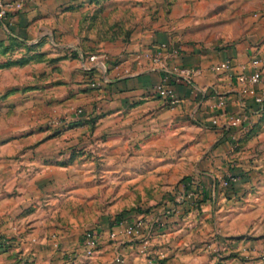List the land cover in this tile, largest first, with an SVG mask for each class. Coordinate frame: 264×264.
Segmentation results:
<instances>
[{
	"label": "crops",
	"instance_id": "0c3cea01",
	"mask_svg": "<svg viewBox=\"0 0 264 264\" xmlns=\"http://www.w3.org/2000/svg\"><path fill=\"white\" fill-rule=\"evenodd\" d=\"M76 1L23 0L21 10L14 11L6 23L0 22V74L26 72L32 78L33 67L43 63L32 61L20 65L15 60L21 55H11L5 45L13 40L28 46L53 41L55 14ZM178 8V4L174 6V14ZM182 10L183 16L176 20L175 28L157 37L152 46L140 43L119 49L108 46V56H122L118 65L112 64L114 59L90 62L80 52V59H62L58 66L68 65L71 69L90 66L85 75L103 83V94H108L99 103L107 119H121L130 112L138 115L142 123L144 119L152 120L154 114H161L181 128H186L180 124L190 119L197 124L193 127L208 138L209 154L202 157L201 170L196 174L198 180H185L178 191L184 195L192 192V197L185 196L167 225L152 234L151 251L166 256L159 264H217L218 257L226 255L231 264L264 263L261 259L264 180H260L264 177V107L253 95L242 96L237 79L242 73L260 71L262 81L254 88L258 95H264V0H198L196 3L185 0ZM163 43L168 48L161 49ZM146 51L161 52V63L148 60L144 56ZM48 52L57 57L60 51ZM225 64L230 69L214 70L215 66ZM184 68L198 69L199 73L187 80L178 74ZM76 71L79 70H73ZM122 71L126 73L120 74ZM19 79L12 76L0 84L1 91L10 89V95L4 100L0 98V105H7L0 107V170H7L6 174L0 173V236L6 234L10 250L19 244L25 254L38 255L35 261L39 263L42 250L48 248L47 241L54 247L58 245L52 236L59 230L48 226L51 215L46 214L44 207L46 180H60V169L71 165L62 161L66 150L80 154L84 147L80 142L86 138L82 133L85 125L80 122L83 118H75L78 124L72 130L48 134L40 116V107L43 105L42 112L46 109L45 93L41 91L46 86L32 92L18 86L24 84ZM164 79L174 90L172 100L156 94L157 84ZM13 88L16 91H11ZM79 94L84 98L94 96L86 92ZM36 105L38 114L32 112V106ZM235 116H242L243 123L236 124ZM215 118L217 124L213 123ZM68 136L73 138L74 145L64 147L62 140ZM233 144L245 145L241 150L246 149L235 154L239 162L230 164ZM227 170L229 175L247 180H236L225 189L220 177ZM195 201L200 203L199 209L192 205ZM16 234L25 238L16 241ZM31 237L36 242H31ZM131 242L124 250L126 264H149L138 253L142 242L137 239ZM60 257V264H73L71 257L70 260L69 256ZM107 261L106 256L100 258L101 264Z\"/></svg>",
	"mask_w": 264,
	"mask_h": 264
},
{
	"label": "rangeland",
	"instance_id": "374dc122",
	"mask_svg": "<svg viewBox=\"0 0 264 264\" xmlns=\"http://www.w3.org/2000/svg\"><path fill=\"white\" fill-rule=\"evenodd\" d=\"M183 1L77 0L55 14L53 41L28 46L13 40L5 45L11 55H21L15 61L25 60L20 65L32 61L43 64L33 67L32 78L27 77L26 72L0 74V84L13 76L17 80L21 77L24 82L18 86L32 92H38L39 86H46L41 90L45 93L46 109L42 112L43 105L40 107V116L48 134L72 130L78 124L75 118H83L80 122L85 125L82 133L86 138L80 142L84 147L79 155L66 153L67 150L63 154V163L71 165L60 169V180H46L44 207L46 214L51 215L48 226L59 230L56 232L55 229L52 236L58 247L47 241L45 246L48 248L42 250V260L37 263L38 255L25 254V249L19 244L10 250L6 234H2L0 264H60L61 255L69 256V260L71 257L73 264H101L100 258L104 256L108 258L106 264H126L124 250L134 239L109 237L118 221L133 222L139 215H146L152 221L153 233L156 234L176 213L174 209L185 198L183 193L178 194L181 184L185 180H198L196 174L201 170L202 157L209 154L210 145L205 133L193 127L197 125L193 120L182 122L180 125L186 128H181L161 114H154L150 118L152 120L144 119L142 123L138 115L130 112L121 119H107V114L99 106L108 97V94H103L104 84L95 81L92 75L87 77L84 72L89 70L83 67L71 69L68 65L60 67L58 63L62 59H80L79 53L82 52L84 59L95 54L98 61L114 59L112 64L118 65L122 56H108V46L112 49L132 47L136 43L152 46L157 37L172 31L176 20L182 18ZM177 4L179 8L174 14ZM54 49L60 51L57 57L49 55L48 51ZM9 91L0 90V98L4 100L10 95ZM11 91H16V88ZM85 92L93 94V98L79 96ZM156 94L160 95L157 91ZM37 109V105L32 106V112L37 113ZM72 140L69 136L63 138L62 145H74ZM243 147L245 145L233 144L232 153L229 152V156L232 155L230 164L240 161L235 154L245 151L246 148L241 150ZM1 172L6 174L7 170L4 168ZM225 172L220 180L234 176L228 174L229 170ZM234 177L247 180L243 176L240 179L237 175ZM232 184L223 188H230ZM192 205L195 209L200 208L197 201ZM59 225L63 226L60 228ZM89 230L97 231L101 236L100 247L93 257L85 255L82 245ZM15 236L16 241L25 238L21 234ZM29 240L36 242L33 237ZM137 240L141 241V238ZM165 257L164 253H156L155 263H161ZM261 259L264 262V253ZM145 260L148 262L147 258ZM228 260V255L218 257L217 264H231Z\"/></svg>",
	"mask_w": 264,
	"mask_h": 264
},
{
	"label": "built area",
	"instance_id": "2783aa9c",
	"mask_svg": "<svg viewBox=\"0 0 264 264\" xmlns=\"http://www.w3.org/2000/svg\"><path fill=\"white\" fill-rule=\"evenodd\" d=\"M23 8V0H0V22L6 23L9 19L11 14L16 10H21ZM161 49L168 48L167 43L161 44ZM144 56L153 62L154 64L161 63L162 53H152L146 52ZM90 62H98L99 57L95 54L89 57L88 59ZM167 72L172 73L171 69H169L166 65L161 66ZM86 70L90 69V66L85 67ZM230 69V65H217L214 67V70L217 72H223L224 70ZM173 73H176L174 70ZM199 73L198 69H190L184 68L181 70V73H178L180 76H185L187 80H191L193 76ZM179 79L180 76L176 75ZM238 81L241 83V94L242 96H247L249 94L253 95L255 101L261 106L264 107V95H258L256 93V89L254 86L262 81V74L260 71L255 70L252 74H245L242 73L237 77ZM93 86H96V82L93 83ZM157 92L168 99H173L175 97L174 90L171 86L168 85L167 80L164 79L156 86ZM221 104H224L221 102ZM234 122L236 124L243 123L242 116H235ZM214 124L218 123V119L215 118L213 120ZM237 180L236 177L230 176V178L221 180V185L224 187L230 186ZM192 192L185 193V196L192 197ZM153 225L152 221L146 215H139L133 222H129L128 220H119L117 226L109 232V237L112 239H119L121 236H125L131 239H139L141 238L142 244L138 248L139 253L144 257L147 258L150 264L155 263L156 254H154L151 249V240L153 234ZM100 234L97 231L89 230L83 237L82 245L84 249V253L87 257H93L99 247H100ZM120 260V259H119Z\"/></svg>",
	"mask_w": 264,
	"mask_h": 264
},
{
	"label": "trees",
	"instance_id": "16d2710c",
	"mask_svg": "<svg viewBox=\"0 0 264 264\" xmlns=\"http://www.w3.org/2000/svg\"><path fill=\"white\" fill-rule=\"evenodd\" d=\"M24 61H25V60H21V61H19V64L24 63Z\"/></svg>",
	"mask_w": 264,
	"mask_h": 264
}]
</instances>
